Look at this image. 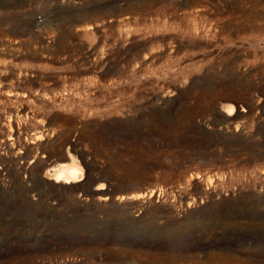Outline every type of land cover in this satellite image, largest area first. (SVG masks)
<instances>
[{
    "label": "rangeland",
    "instance_id": "1",
    "mask_svg": "<svg viewBox=\"0 0 264 264\" xmlns=\"http://www.w3.org/2000/svg\"><path fill=\"white\" fill-rule=\"evenodd\" d=\"M0 264H264V0H0Z\"/></svg>",
    "mask_w": 264,
    "mask_h": 264
},
{
    "label": "bare ground",
    "instance_id": "2",
    "mask_svg": "<svg viewBox=\"0 0 264 264\" xmlns=\"http://www.w3.org/2000/svg\"><path fill=\"white\" fill-rule=\"evenodd\" d=\"M234 106L231 104L227 105V113L232 115ZM41 138V137H40ZM70 159V162L59 165L57 168H53L52 171L47 170L44 173V178H49L54 182H62L65 184H72L74 182H80L84 178L83 168L72 158V156H66ZM101 189V188H100ZM137 196V195H136ZM99 199H104V196L100 195Z\"/></svg>",
    "mask_w": 264,
    "mask_h": 264
},
{
    "label": "built area",
    "instance_id": "3",
    "mask_svg": "<svg viewBox=\"0 0 264 264\" xmlns=\"http://www.w3.org/2000/svg\"><path fill=\"white\" fill-rule=\"evenodd\" d=\"M42 20H43V19H42V16H38V21H39V22H42Z\"/></svg>",
    "mask_w": 264,
    "mask_h": 264
}]
</instances>
